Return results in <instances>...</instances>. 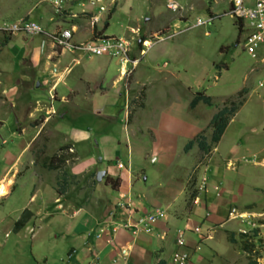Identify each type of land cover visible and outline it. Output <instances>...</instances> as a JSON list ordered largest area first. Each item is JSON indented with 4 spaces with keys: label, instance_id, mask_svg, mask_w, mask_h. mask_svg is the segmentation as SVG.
I'll return each instance as SVG.
<instances>
[{
    "label": "rangeland",
    "instance_id": "rangeland-1",
    "mask_svg": "<svg viewBox=\"0 0 264 264\" xmlns=\"http://www.w3.org/2000/svg\"><path fill=\"white\" fill-rule=\"evenodd\" d=\"M29 1H34L36 6L45 3L43 0H0V7L4 14L8 11L11 16L16 14L20 5ZM105 1L103 18L98 15L99 20L94 25L101 26L106 14L115 11L108 19L106 34L118 36L126 29L132 32L134 25H145L134 18L140 14L148 18L147 26L154 29L147 37V32L143 31L148 27H139V33L147 37L149 43L145 44L147 48L137 68L128 66L120 77L127 93L118 96L119 89L116 93L100 90L91 99L84 86L77 82L73 93L67 94L68 108L60 117L56 110L52 114L46 113V107L34 106L32 110L33 97L46 103L47 97L41 88L33 89V97L29 95L31 83L20 85L14 100L16 111L12 114L6 110L8 113L0 119V168L5 151L12 156L18 151L19 156L11 168L16 178L14 191L3 204L12 207L26 205V191L44 193L43 200L50 197V201L54 195L61 194L62 207L59 208L65 215L78 205L82 214L93 217L96 211L103 209L99 206L106 202V193L117 196L105 181L113 176L112 173L110 176L103 173L95 180V173L103 166L107 167V159L112 154L114 160L124 167L118 173L120 192L126 193L127 175L128 182L132 179L134 186L138 187L142 207H145L141 216L151 214L154 204L162 209L166 202L170 203L171 210H175L173 215L178 216L182 198L187 204L188 193L196 187L193 177L204 174L207 191L198 192V206L190 201V223H198L199 230L196 234L193 230V234L183 231L184 241L191 240L190 247L194 250L192 253V249H188L192 254L188 264H249L250 261L260 264L264 255V227L253 229L254 236L247 238L238 235L235 229H250L240 227L243 222L240 215H246L247 219L256 222L255 225L262 223L264 226V215L261 214L264 211V164L251 160L252 153L257 161L264 157V91L255 85L264 76V65L258 60L264 56V42L258 45L255 58L247 55L241 44L237 45L239 41L241 43L242 32L235 20L225 13L228 0ZM168 2L174 4L172 8L167 7ZM72 14V17L68 14L55 16L65 22L56 30L63 27L70 30L69 22L81 23L83 20L78 19L88 18V14L82 11L77 17L76 13ZM24 17L29 18L27 15L20 18ZM208 17L210 21L205 24ZM197 18L200 23H196ZM97 31V28L93 29L86 40L102 36V32ZM0 33L2 46L6 42L3 37L11 32ZM53 46L58 52L63 50ZM129 53L139 56L132 48ZM0 57H3L2 53ZM1 79L0 100L8 85L7 80L5 83ZM11 83L14 85L13 80ZM96 86L105 89L101 76L93 83L94 89ZM196 95L208 97L209 104L197 100L189 108V101ZM114 99L118 114L115 110L113 114L108 113L109 109L105 108ZM5 105L3 107L8 108ZM233 107L234 112L229 114ZM222 108L226 110V123L219 139L214 142L210 139L214 128L210 120ZM2 139L6 141L4 145H1ZM199 140L206 148L199 147ZM126 141L130 145L128 151ZM188 141L190 147L184 150ZM15 145H20V149ZM61 153L65 158L61 169L47 170L41 166L43 156ZM114 160L110 165L113 166ZM61 170L67 175L63 191L58 189ZM1 183L0 193L5 194ZM189 183L190 189L185 186ZM121 199L127 202L125 197ZM40 202L43 201L35 199L27 204L29 209L38 212L37 220L41 218V206L36 205ZM232 205L234 211H240L238 218H232L229 208ZM205 211H209L207 217H204ZM182 215L185 214L169 216L164 228L158 226L164 222L159 217L150 233L138 232L129 243L137 244L142 239L149 264L153 263L155 252L163 264H171L170 254L176 248L173 243L175 228L183 230ZM34 223L37 226L33 244L36 264L60 263L59 260H49L57 256L58 252H54L58 246L49 241L51 246L46 250L49 244H44L51 232L60 229L55 223L49 226L38 221ZM162 232L164 237L160 239L158 236ZM19 260L21 262V258Z\"/></svg>",
    "mask_w": 264,
    "mask_h": 264
},
{
    "label": "crops",
    "instance_id": "crops-1",
    "mask_svg": "<svg viewBox=\"0 0 264 264\" xmlns=\"http://www.w3.org/2000/svg\"><path fill=\"white\" fill-rule=\"evenodd\" d=\"M105 2L107 3V1ZM116 8L117 7L115 6L114 9L116 10ZM64 10L66 12L69 11L76 13L77 17V13L81 11L87 13L86 11L88 10V7L85 4L79 5L76 2L71 4L66 3L64 5ZM7 12L4 14L2 8L0 7V23L6 19H10L8 21H14L11 19H17L27 15L29 17L28 19L35 20V22H38L41 26H43L46 32H53L58 28H62V24H65V22L60 20L63 18L55 17L51 11V7L45 3L36 6L34 1H29L27 4H24V6L20 5V8L15 12V15L12 14L13 16H9ZM90 12H92V9L87 13V20L78 19L83 20L81 23H79V21L69 22L73 42L86 40L95 28L98 30L97 33L102 32V36H112L111 34H106L105 30L108 19L115 11L110 10L106 14L101 26L97 24L92 25L90 23ZM101 13L102 12L96 13V15L98 16ZM100 16L102 17V14ZM134 18L136 20L138 19V23H141L142 21L145 22V25H140L139 27H148L143 31V33L147 32L146 34L148 35L145 36L149 37V34L151 35L154 29H152L151 26H147L146 23H148V18H144L141 14L136 15ZM71 19L72 18L68 20L71 21ZM133 27L134 29L132 32H127L126 29L121 31L120 34L115 37L128 40L130 45L129 52L130 48H132L135 55H138V49L141 47L140 40L147 37H141L142 33H139L138 25H134ZM135 33L136 35L138 34V37ZM1 34L2 33H0V43L2 41ZM3 39H6V42H3L2 46H0L2 49L0 53L3 55L2 58L0 57V74H2V77L0 78H2L1 80L4 79L5 83L7 80L8 85L4 89L3 99L0 100V119H2V117L8 112L13 114V111L15 110V96H17V91L19 89L18 87L29 83H31V85L33 84L32 90L29 91V95H32L33 97V89L36 90V88H41L48 100L46 103L45 100L33 97V104H30L32 110L34 109V106H41L42 108L46 107V113L51 112L52 114L56 110V112L61 115L60 117H62V114H64L68 108L67 94L73 93L77 82L84 86L86 94H88L91 99L93 98V94L99 93L100 90L104 93H116L119 89L117 92L118 96H122V93H127L124 82L120 80V77L125 74L123 72L121 73L122 66L120 65L122 61L117 58L108 56V59L103 56L94 57L68 50L58 52L54 50L53 43L49 40L47 35L44 34L26 36L21 32H11L10 34L5 35ZM22 55L24 56L22 57ZM128 55L130 58L135 57L134 55L131 56L130 53ZM4 57L7 58L5 59ZM9 61L11 63L10 66L8 65ZM139 62L140 60L137 64ZM137 64L133 67L134 69L137 68ZM7 67L9 68L8 71ZM129 68L132 69V67ZM98 76H101L102 82L105 84V89H101L102 86H96L94 89L93 83L96 81ZM12 80L14 81V85L11 83ZM62 80L65 82L64 85H62ZM5 91H7V94H5ZM59 92L60 94H58ZM18 98L19 96L17 99ZM4 104H6L5 107L8 108H4ZM114 104L115 99L112 103L106 104L105 108L107 110L109 109L108 113L113 110H115V113L117 112L118 109H114ZM2 107L3 109H1ZM121 109L120 105L119 110ZM6 110H8V112ZM1 123L2 121L0 120V125ZM75 132L76 131H74V133ZM86 135L87 134L84 136ZM5 143L6 141L2 139L1 145H4ZM15 146L16 149H20L21 147L20 145ZM125 148L127 151L130 149V145L127 141ZM17 153L18 151L16 152V156H12L10 152L5 151L3 154L5 157L2 159L3 165L0 168V184L2 185L1 182H3L5 187V194L0 193V264H24V262H27V264L37 263L35 259L36 255L33 253V244L35 239L34 229L37 228L34 221L45 223V226L55 223V225L60 229L58 232H51L49 236L50 238L44 242V244H49V241H51V244L55 243L53 246H58V248H55L54 252H58L57 256L49 260H59L60 263L53 262V264H149L146 258L147 252L144 250V246L142 245V239L139 243L136 242L137 244H131L129 243V239L132 240L135 234H133L128 228H119L116 229L115 232L110 231V228L113 225L118 224L121 221L126 220L128 222H135L140 218L141 212L145 210V207H142L140 200L141 194L138 192V187L134 186V180L129 179L128 182V175L126 178V193L124 194L120 192L121 180L118 177L120 169L115 167L118 160H114L115 157L112 154V157L107 159V167L105 168L103 166V168L99 171H103V173L108 176H110L109 173L113 174L111 178H105V181L107 182L110 191L117 193V196H112L106 193V202L99 206L103 209H101V211H96V214L91 217L89 215L82 214L83 212H81V206L78 205H75V210H71L70 214L65 215L62 209H60L62 207V199H60L61 194L58 196L54 195L50 201V197L47 200H43L42 197L44 193L38 192V194H35L26 191V205L22 204L20 207L4 205L3 202L10 197L14 191V182L16 178L15 175H12L11 168L19 157L17 156ZM87 159L89 162L92 160L91 157ZM113 160L114 164L112 166L110 165V162ZM124 197L127 201L124 206L121 208L116 207L115 204L117 202L124 203L121 199ZM35 199L43 201L36 204L41 206V209H39L41 212V218H39L40 220H37L36 218V216H38V212L27 207V204L35 201ZM181 202V208L177 207V210L180 208L178 216L173 215L175 210L173 211V208L172 210L170 209V203H165V206L162 208L164 213V222L160 224L158 223V226L159 228H164L169 221V216L181 217V213H183L185 214L184 216L182 215L184 218L183 231L193 234L191 231L198 225V223H190V203L185 204L183 198ZM155 207L157 206L154 204L153 208ZM25 208L31 212L29 221L26 222L19 230L13 231L12 226L14 221L18 219L22 209ZM221 224L222 223L219 224V228ZM99 228H102V234L100 237L95 238V235L98 232L97 229ZM179 230L180 229L175 228V233ZM162 237H164V232L158 236L160 239ZM107 239H110V241L106 242ZM68 241L75 244L76 247L70 246ZM78 241H80V243H78ZM190 242L191 240L188 242L184 241L183 249L187 251L188 249L191 250L192 248L190 247ZM51 244H49L46 250L49 249ZM64 244L65 247L63 248ZM123 253L126 255L122 256L121 254ZM153 255L154 261L152 264H158V253L155 252ZM150 257H152V253ZM20 258L21 262L19 260ZM43 260L46 259L44 258Z\"/></svg>",
    "mask_w": 264,
    "mask_h": 264
},
{
    "label": "built area",
    "instance_id": "built-area-1",
    "mask_svg": "<svg viewBox=\"0 0 264 264\" xmlns=\"http://www.w3.org/2000/svg\"><path fill=\"white\" fill-rule=\"evenodd\" d=\"M47 5L51 7V11L55 16H65L68 14L70 17L74 16L72 12L65 11L64 5L66 3H78L79 5H87L88 10L92 9L89 13V20L91 23L97 22L99 20L96 13H100L104 10V0H43ZM230 5L227 10V14L234 19H238L241 23L242 30V40L241 47L242 50L249 55L251 58L256 57V50L258 45L264 42V0H229ZM174 4L170 2L167 3V7L172 8ZM83 12V11H82ZM65 13V14H64ZM202 22V21H201ZM196 23H200L199 19H196ZM0 32H21L26 36L35 34L47 35L51 42L60 47L63 50L76 51L81 54L88 56H108L112 58H117L120 61L125 59L133 65L136 63L137 59H130L128 56L129 52V42L126 39L115 37V36H99L94 39L73 42L71 39V31L69 29L63 28L60 30H54L53 32H46L44 28L28 18H19L15 21H3L0 23ZM149 43L148 41L142 42V44ZM259 62L264 65V56H261ZM256 88L262 89L264 91V76L262 75L256 82ZM255 155H252V159ZM263 162L264 159H261ZM120 163L116 164V167H120ZM233 215L238 217L240 212L234 211L233 208L230 210ZM264 215V211L261 213ZM161 211L154 210V214L145 217V223L149 224L154 222L156 216H160ZM239 218L248 226L250 229L264 227L262 223L254 222L252 219H247L246 215L239 216ZM259 224V227H258ZM122 227H128L129 224L125 223L120 225ZM133 232L138 231L140 228L136 225L131 226ZM248 228V229H249ZM113 230V229H112ZM244 232V230H240ZM99 235H96V237ZM176 242L181 244L180 235L178 234ZM264 246V238H263ZM264 249V248H263ZM260 264H264V255L260 259ZM172 262L175 264H186V255L184 253H173Z\"/></svg>",
    "mask_w": 264,
    "mask_h": 264
},
{
    "label": "clouds",
    "instance_id": "clouds-1",
    "mask_svg": "<svg viewBox=\"0 0 264 264\" xmlns=\"http://www.w3.org/2000/svg\"><path fill=\"white\" fill-rule=\"evenodd\" d=\"M229 5H230V1L228 0V6L227 7H229ZM228 10V9H227ZM105 11V9L103 10V11H101V12H104ZM225 13L227 14V11H225ZM228 15V14H227ZM229 16V15H228ZM230 17V16H229ZM230 18H232V19H234L233 17H230ZM203 20V19H202ZM235 20V23L237 24V26L239 27V28H241V23H240V21L237 19H234ZM90 21V20H89ZM103 21H104V19H103ZM208 21H210V18L208 17L207 19H205L204 20V23L206 24ZM98 22V21H97ZM97 22H94V23H97ZM91 23V22H90ZM94 23H91L92 25L94 24ZM241 32H242V30H241ZM207 33V32H206ZM135 35H136V33H135ZM137 37H138V34L136 35ZM242 36H243V34H242ZM242 40V39H241ZM128 41V40H127ZM146 42V41H148V39L147 38H145V39H141L140 40V48L138 49V57L137 56H135V57H132V58H136L137 59V61H136V63H134L133 65H131L129 62H128V66L129 67H134L136 64H137V62L139 61V59H140V57L141 56H143V53L145 52V50H146V48L147 47H145L146 45L145 44H142V42ZM129 42V41H128ZM241 43H240V41H239V43L237 44V45H240ZM242 48V47H241ZM129 56V55H128ZM130 58V57H129ZM132 58H130V59H132ZM128 67V68H129ZM128 68L126 69V71L128 70ZM125 71V72H126ZM256 85V84H255ZM190 102V101H189ZM188 105H189V103H188ZM190 108V107H189ZM234 112V111H233ZM252 155H255L254 153H252L251 154V160L252 161H254L253 163H259V164H264V161L262 162L261 161V159H264V157L263 158H261L259 161H257V160H255L256 159V155H255V158L254 159H252ZM117 163H120L119 161H117L116 162V164ZM116 164H115V167H116ZM120 167H116L117 169H121L122 168V164L120 163ZM124 168V167H123ZM98 172V171H97ZM96 172V173H97ZM96 173H95V177H96ZM96 180V179H95ZM192 180H194V182L196 183V187L195 188H192L191 189V191L188 193V196H187V198H186V202H188L187 204H189L190 203V201H191V203H193V204H196L197 206H198V204H199V199H198V196H197V194H198V192L199 191H201V192H206L207 191V183H205V181H206V176L203 174V176H201V177H197V176H195V177H193V179ZM206 184V185H205ZM186 186V188H188V189H190V183L188 184V186L187 185H185ZM191 199V200H190ZM124 204L125 203H116L115 204V206L116 207H123L124 206ZM195 205V206H196ZM230 208V210H231V208H233L234 209V206L232 205V206H230L229 207ZM159 210V211H161V215L160 216H156V219L154 220V222H152V223H149V224H146L145 223V217L146 216H148V215H152V214H154V210ZM236 212H240V211H238V210H236ZM232 215H233V213H231ZM148 215H145V216H140V218L139 219H137L135 222H128V221H121V222H119L118 224H115V225H113L111 228H110V231L111 232H115L116 231V229H119V228H128L130 231H132V233L133 234H136V233H138V232H145V233H150V230H151V227L154 225V223L159 219V217L160 218H163L164 217V213H163V210L161 209V208H157V207H155V208H152V213L151 214H148ZM209 215V211H205L204 212V217H207ZM233 216H235V214L233 215ZM232 216V218H238V217H233ZM231 220V219H230ZM125 223H127V224H129V226L128 227H122V226H120V225H122V224H125ZM136 225V226H138L140 229L138 230V231H136V232H133V228L131 227L132 225ZM244 226H246L245 225V223L244 222H242L241 224H240V227H244ZM249 228V227H248ZM113 229V230H112ZM254 230H256V228H253ZM253 229H249V230H246V231H244V232H242V231H240L241 229H239V228H236L235 229V232L238 234V235H240L241 237H245V238H247L248 236L249 237H253L254 235H253V232H252V230ZM98 230V232L96 233V235H99V236H97L96 237V235H95V238H98V237H100L101 236V234H102V228H99V229H97ZM193 230V233H197L198 232V226H196L194 229H192ZM192 232V231H191ZM252 233V234H251ZM178 234L180 235V239H181V244H178L177 242H176V240H177V236H178ZM110 241V239H107L106 240V242H109ZM173 243H174V245H175V249L171 252V254H170V259H169V261H170V263L171 264H175V263H173L172 262V255H173V253H175V252H177V253H184L185 255H186V264H188L189 263V259H190V256H191V254H189V252L187 251V250H184L183 249V246H184V239H183V230H179V231H177L176 233H175V240L173 241ZM192 251L194 252V250H193V248H192ZM122 256H125L126 254H121ZM158 262H162L163 263V261L161 260V259H159V261ZM124 264H128V263H124Z\"/></svg>",
    "mask_w": 264,
    "mask_h": 264
},
{
    "label": "trees",
    "instance_id": "trees-1",
    "mask_svg": "<svg viewBox=\"0 0 264 264\" xmlns=\"http://www.w3.org/2000/svg\"><path fill=\"white\" fill-rule=\"evenodd\" d=\"M142 37V36H141ZM197 100H202L204 103L209 104V100L208 97H204V96H194L193 99H191V101L189 102V107L192 108L194 106V104H196ZM225 109L222 108L219 111H217L215 114L212 115L210 122L213 125V133L211 135V141H217L225 127V121H226V117L224 116L225 114ZM234 111V107L232 108L231 111H229V114H231ZM191 142L188 141L185 145H184V150H187L190 147ZM200 148H206L205 147V143L201 140H199L198 143ZM64 148L66 147H61V149L64 150ZM62 150V151H63ZM61 151V152H62ZM64 153H61L60 155H56V154H52L51 156H43L41 158L40 164L42 167L46 168L47 170H53V169H61L63 162L65 160V158L63 157ZM61 177H60V183L58 184L59 187V191H63L64 190V186L66 185L65 182V178H66V172L64 170H61ZM31 216V213L29 210L27 209H23L18 217L17 220L14 221L13 226H12V230L13 231H17L19 230L21 227L24 226V224L26 222L29 221ZM158 264H163L162 262H158ZM249 264H257L255 261H250Z\"/></svg>",
    "mask_w": 264,
    "mask_h": 264
},
{
    "label": "bare ground",
    "instance_id": "bare-ground-1",
    "mask_svg": "<svg viewBox=\"0 0 264 264\" xmlns=\"http://www.w3.org/2000/svg\"><path fill=\"white\" fill-rule=\"evenodd\" d=\"M120 66H122V71H121V73H122V72L125 73L126 68H127V66H128V61L125 59L123 62H121V65H120Z\"/></svg>",
    "mask_w": 264,
    "mask_h": 264
},
{
    "label": "water",
    "instance_id": "water-1",
    "mask_svg": "<svg viewBox=\"0 0 264 264\" xmlns=\"http://www.w3.org/2000/svg\"><path fill=\"white\" fill-rule=\"evenodd\" d=\"M102 174H103V171H98V172L96 173V177H95V179L98 180Z\"/></svg>",
    "mask_w": 264,
    "mask_h": 264
}]
</instances>
